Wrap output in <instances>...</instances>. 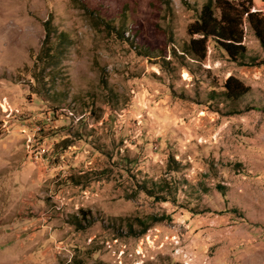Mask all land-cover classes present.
Instances as JSON below:
<instances>
[{"label":"rangeland","instance_id":"374dc122","mask_svg":"<svg viewBox=\"0 0 264 264\" xmlns=\"http://www.w3.org/2000/svg\"><path fill=\"white\" fill-rule=\"evenodd\" d=\"M207 1L0 0V264H264V50L186 55Z\"/></svg>","mask_w":264,"mask_h":264},{"label":"trees","instance_id":"16d2710c","mask_svg":"<svg viewBox=\"0 0 264 264\" xmlns=\"http://www.w3.org/2000/svg\"><path fill=\"white\" fill-rule=\"evenodd\" d=\"M246 25L264 50V0H208L187 26L189 41L183 52L204 65L213 43L231 62L242 63L247 58L244 45ZM254 64H264V61ZM222 88L224 98L232 102L249 92V87L232 76L226 79ZM143 189L153 194V186H143Z\"/></svg>","mask_w":264,"mask_h":264}]
</instances>
